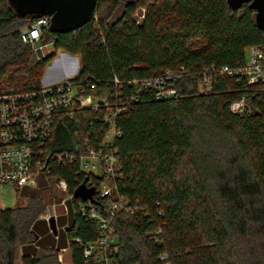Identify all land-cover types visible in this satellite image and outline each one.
<instances>
[{
  "label": "trees",
  "instance_id": "trees-1",
  "mask_svg": "<svg viewBox=\"0 0 264 264\" xmlns=\"http://www.w3.org/2000/svg\"><path fill=\"white\" fill-rule=\"evenodd\" d=\"M30 21L0 0V94L40 90L62 50L81 60L71 80L87 93H107L120 109V171L111 182L128 209L113 220L114 264H264V84L221 74L244 66L251 47L264 54L256 11L248 4L232 11L227 0H97L86 25L67 34L44 31L34 45L22 40ZM48 44L54 54L38 58L36 49ZM166 72L174 75L171 97L131 84ZM242 99L243 112H233ZM107 114L105 106L60 112L46 146L47 176L65 181L70 197L87 180L102 205L108 197L98 193L107 178L86 173L79 155L100 146ZM16 191L28 200L0 210V264H15L17 245L22 264H60V249L38 245L47 204L33 188ZM72 203L71 262L95 264L84 256L85 244L98 236L83 212L89 204ZM62 236L59 229L56 239Z\"/></svg>",
  "mask_w": 264,
  "mask_h": 264
},
{
  "label": "built area",
  "instance_id": "built-area-1",
  "mask_svg": "<svg viewBox=\"0 0 264 264\" xmlns=\"http://www.w3.org/2000/svg\"><path fill=\"white\" fill-rule=\"evenodd\" d=\"M50 24L48 17L31 20L30 25L22 31L23 42L36 44L44 31L50 30ZM248 50L249 55L244 66L236 69L224 68L221 74L244 76L251 84H264V54L256 47ZM173 78L171 72H166L163 76L134 80L131 84L139 92L147 88H157L159 97L168 98L176 93L168 84ZM71 79L45 85L33 92L0 94V187L5 184L20 189L38 187L39 179L46 178L49 172L47 161L51 155L46 146L57 115L66 111L72 116L75 108L97 111L105 106L108 110L105 117L109 124L108 132L99 147L87 148L79 155L81 167L86 173L107 178L98 194L101 198L108 197L106 205L88 202L89 209H83L98 229L97 238L85 244L84 256L93 259L95 264H114L116 236L113 220L120 208H127L122 198L116 199V188L111 182L119 176L120 171L118 150L114 146L115 140L120 136L116 126V115L120 109L117 105L112 106L107 97L102 99V94L96 91L87 93L83 86ZM115 83L118 84V81L115 80ZM245 103L244 99L235 102L232 105L233 112H243ZM60 158L57 156V159ZM58 184L62 190L67 191L65 181H58ZM164 258L165 256L162 257Z\"/></svg>",
  "mask_w": 264,
  "mask_h": 264
},
{
  "label": "rangeland",
  "instance_id": "rangeland-1",
  "mask_svg": "<svg viewBox=\"0 0 264 264\" xmlns=\"http://www.w3.org/2000/svg\"><path fill=\"white\" fill-rule=\"evenodd\" d=\"M145 9L139 10L135 17L138 21H141L144 18ZM25 29V28H24ZM23 29V30H24ZM22 30V31H23ZM50 45V44H48ZM42 46L36 49V51H41L44 56H39L38 58H43L48 55L50 52L47 49V46ZM249 50L246 51V56L248 57ZM81 69V60L79 56H72L65 53L62 50H59L56 54L55 59L46 67L41 83L43 86L52 85L55 83L64 82L69 78H74ZM102 99L107 97V93H102L100 96ZM98 98V96H97ZM100 98V99H101ZM36 190L38 195L44 200L47 204V211L40 218H43L44 223H40L41 229L44 232L43 238L48 240L56 239L57 236L54 235L50 228L49 218L51 216L55 217L58 234L59 229L61 234L66 236L67 249L61 250L59 254L60 264H72L71 262V251L68 247V238L66 227L70 226L73 221L74 216V206L72 203V197L67 193V191L62 190L59 187L58 180L55 177L47 176L46 178L39 179L38 187L33 188ZM28 198L18 193L16 188L11 184H5L0 187V210L10 209L18 206H22L25 201L27 202ZM60 201V202H59ZM59 221L60 224H59ZM38 237H42L37 233ZM46 240V239H45ZM57 241V239H56ZM39 247H54L51 244H44V241L38 243ZM15 264H22V249L20 246L15 247Z\"/></svg>",
  "mask_w": 264,
  "mask_h": 264
},
{
  "label": "water",
  "instance_id": "water-1",
  "mask_svg": "<svg viewBox=\"0 0 264 264\" xmlns=\"http://www.w3.org/2000/svg\"><path fill=\"white\" fill-rule=\"evenodd\" d=\"M9 7L16 15L23 19H39L48 17L51 20L50 31L58 34H67L86 25L92 18L97 0H8ZM230 10L237 11L245 4L251 10L256 11V24L264 31V0H227ZM48 55L54 54V46H47ZM39 56H44L37 51ZM95 187H90L87 180L82 183L73 193V198L82 202L96 203ZM50 228L54 235H58L55 217L49 218Z\"/></svg>",
  "mask_w": 264,
  "mask_h": 264
},
{
  "label": "crops",
  "instance_id": "crops-1",
  "mask_svg": "<svg viewBox=\"0 0 264 264\" xmlns=\"http://www.w3.org/2000/svg\"><path fill=\"white\" fill-rule=\"evenodd\" d=\"M41 219H43V218H41ZM59 222H61V221H59ZM61 224H62V222H61ZM37 232L42 237L41 241H44V244H47V245L51 244L52 246H54V247H56L57 249H60V250L67 249V241H66V236L65 235L62 236L59 240L56 241V239L48 240L47 238H43L44 232L42 231L41 226H39ZM39 239H40V237H39Z\"/></svg>",
  "mask_w": 264,
  "mask_h": 264
}]
</instances>
